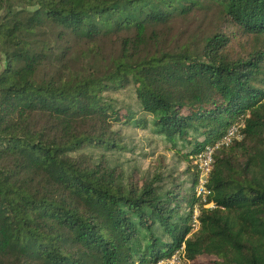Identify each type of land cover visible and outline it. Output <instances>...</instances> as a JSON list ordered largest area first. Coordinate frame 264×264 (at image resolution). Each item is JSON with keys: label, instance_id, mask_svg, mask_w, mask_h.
I'll return each instance as SVG.
<instances>
[{"label": "trees", "instance_id": "1", "mask_svg": "<svg viewBox=\"0 0 264 264\" xmlns=\"http://www.w3.org/2000/svg\"><path fill=\"white\" fill-rule=\"evenodd\" d=\"M0 65V264H152L182 241L191 264H264V0H0ZM242 113L190 232V155ZM117 124L188 176L84 151L125 149Z\"/></svg>", "mask_w": 264, "mask_h": 264}, {"label": "rangeland", "instance_id": "2", "mask_svg": "<svg viewBox=\"0 0 264 264\" xmlns=\"http://www.w3.org/2000/svg\"><path fill=\"white\" fill-rule=\"evenodd\" d=\"M184 27V21L174 25V29L178 31L184 30ZM181 34L186 36L185 33ZM111 44L109 40L102 41V45L106 50L111 47ZM99 60V58H89V63L97 65ZM118 126L125 136V149L105 150L103 147L89 146L85 147L84 151L92 153L95 158L104 155L108 158L110 164H120L125 176L133 175L140 179L141 177H150L154 172L161 171L165 183H170L172 176H179L182 179L188 176L184 172L188 162L181 157L180 153L168 149L163 138L154 134L149 127L142 128L129 124L115 125V127ZM211 260V256L203 255L198 258V262L195 264H213Z\"/></svg>", "mask_w": 264, "mask_h": 264}, {"label": "built area", "instance_id": "3", "mask_svg": "<svg viewBox=\"0 0 264 264\" xmlns=\"http://www.w3.org/2000/svg\"><path fill=\"white\" fill-rule=\"evenodd\" d=\"M248 113L240 114L226 128L224 133L214 142L206 144L197 154L190 155L192 163L196 169V179L193 190L196 196V201L190 208L191 210V231H194L200 226V209L212 208L215 202L212 199L213 191L209 186L210 174L213 168L214 155L222 147L231 144L235 140L242 139ZM185 243L181 242L180 246L175 248L169 255L162 257L152 264H191L190 260L185 257Z\"/></svg>", "mask_w": 264, "mask_h": 264}]
</instances>
